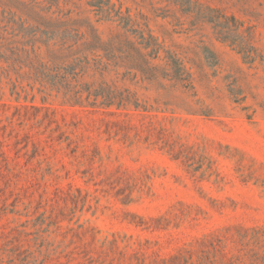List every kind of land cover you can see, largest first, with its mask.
Returning <instances> with one entry per match:
<instances>
[{"label": "rangeland", "instance_id": "374dc122", "mask_svg": "<svg viewBox=\"0 0 264 264\" xmlns=\"http://www.w3.org/2000/svg\"><path fill=\"white\" fill-rule=\"evenodd\" d=\"M103 1L0 0V264H264V0Z\"/></svg>", "mask_w": 264, "mask_h": 264}, {"label": "trees", "instance_id": "16d2710c", "mask_svg": "<svg viewBox=\"0 0 264 264\" xmlns=\"http://www.w3.org/2000/svg\"><path fill=\"white\" fill-rule=\"evenodd\" d=\"M105 5H108V3H105L103 0H92L91 2V6L97 7L99 10H101ZM117 16L119 17L118 20L120 22V25H122L123 29L128 32L129 28L133 27L131 19H129L128 17H121L120 15H117ZM70 38H71V35L69 37V35L65 33V35L63 36V40H64L63 43L65 44ZM150 38L152 39V36H150Z\"/></svg>", "mask_w": 264, "mask_h": 264}]
</instances>
